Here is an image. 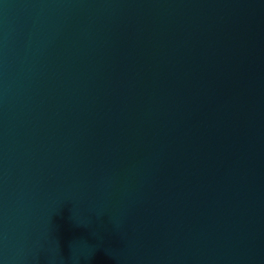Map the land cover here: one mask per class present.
<instances>
[{"label":"water","instance_id":"95a60500","mask_svg":"<svg viewBox=\"0 0 264 264\" xmlns=\"http://www.w3.org/2000/svg\"><path fill=\"white\" fill-rule=\"evenodd\" d=\"M0 264H264V0H0Z\"/></svg>","mask_w":264,"mask_h":264}]
</instances>
